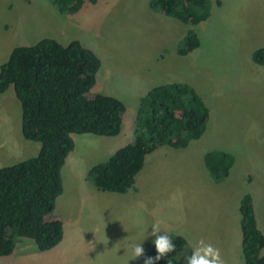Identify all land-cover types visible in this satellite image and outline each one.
I'll use <instances>...</instances> for the list:
<instances>
[{"label":"rangeland","instance_id":"1","mask_svg":"<svg viewBox=\"0 0 264 264\" xmlns=\"http://www.w3.org/2000/svg\"><path fill=\"white\" fill-rule=\"evenodd\" d=\"M209 1V19L191 26L154 12L151 0L86 2L75 15L60 14L49 0H0V67L16 47L45 38L63 45L78 40L102 62L90 94L109 95L126 105L118 136H73L75 149L62 170L64 193L53 212L70 211L65 214L71 218L65 220V254L35 247L0 256V264H133L151 244L142 245L144 255L138 258L131 245L153 223H159L161 234L188 230L189 240L197 224L219 223L220 211L228 213L230 229L221 264H244L240 202L245 194L253 198L264 233V66L253 60V52L264 47V0ZM189 30L200 46L181 56L179 43ZM175 82L192 86L209 107L205 134L184 149L161 146L166 155L152 164L147 157L136 178L146 195L137 200L98 190L88 171L133 142L146 93ZM40 148L23 136L22 108L11 86L0 98V168L33 158ZM213 150L235 159L221 183L205 167L204 157ZM115 197L122 202L106 203ZM188 247L176 257L189 256Z\"/></svg>","mask_w":264,"mask_h":264},{"label":"trees","instance_id":"2","mask_svg":"<svg viewBox=\"0 0 264 264\" xmlns=\"http://www.w3.org/2000/svg\"><path fill=\"white\" fill-rule=\"evenodd\" d=\"M49 1L60 14L75 15L86 2L98 0ZM150 6L154 12L191 26L207 21L211 15L209 0H151ZM199 46L197 34L189 30L179 43L178 54L186 56ZM253 60L264 66V47L253 52ZM101 65L99 56L80 41L63 45L50 38L14 48L1 65L0 98L14 87L22 108L23 136L41 144L37 156L0 168L1 257L13 254L22 238L34 241L42 252L61 243L63 225L50 218L64 191L62 170L75 149L73 136L115 137L121 133L124 102L105 94H90ZM209 119V107L189 84L156 86L140 101L133 142L91 168L88 179L100 191L125 194L133 188L150 154L161 146L188 147L205 134ZM204 158L215 182L229 177L235 162L232 154L213 150ZM240 213L244 264H264V233L251 195L242 197ZM167 234L176 249L156 264H185V258L176 256L187 247V240ZM156 255L154 245L133 264H144L146 257Z\"/></svg>","mask_w":264,"mask_h":264},{"label":"crops","instance_id":"3","mask_svg":"<svg viewBox=\"0 0 264 264\" xmlns=\"http://www.w3.org/2000/svg\"><path fill=\"white\" fill-rule=\"evenodd\" d=\"M165 150L166 149L159 147L152 154H150L151 157H149L150 156L149 155L148 159L150 161L152 160L151 164L153 163V161H156L157 157L165 156L166 155V151ZM71 154H73V152ZM71 154L69 155L68 159L70 158V156H72ZM152 156H154L153 159H151ZM68 159H67V162H66L65 166L68 163ZM148 159H146V161ZM152 166L154 167V165H152ZM87 177H88V173H87ZM63 193H64V191H63ZM129 194H133V197L129 196ZM141 195L144 196L146 194L144 192H140V189L137 187V181H136L134 186H133V188H131L127 193L124 194V196H125L124 198H131L133 200H137V197H140ZM119 198L122 199V197H115V198L109 199L106 203L113 204L114 201H115V203L122 202ZM57 202H56V204H57ZM116 205L117 204H115V206ZM55 209H56V206H55ZM69 213H70L69 210L65 213V208H64V211H63L62 214H58L57 213V215L55 216L54 213H53V216H51V218H50L51 220H57V221H60L62 223V225H63V233H64L63 240L61 241V243L58 246H56L55 248H53L52 250H57L58 252L60 251L61 253H64V254H65V220H67L69 222L71 221V218L68 220L65 214H69ZM219 214H220V219H221L219 223H216L215 220H214L212 222H209L207 224V226L204 225V224H197V227L192 229L193 233H190L189 240L185 236L186 233L188 232V230H182V232H178V233L182 234L181 236H183V237L185 236L184 238L188 241L187 242V246L189 245V247H188L189 254L192 252V250L195 247L198 246L199 241H201V240L204 241L205 245H211L214 249H217L218 252H219V255L223 251L222 250L223 245L230 243V238H229V232H230L229 220H228V217H227L229 215H228V213H225V212L222 213L221 211L219 212ZM87 219H88V217H87ZM224 219H227L226 223L223 222ZM115 230H116V226H115V228L113 230H111L110 234H112V232L115 233ZM224 231H226V232H224ZM150 232H151V229H147L145 232L139 234V243L143 242V244H146V243L147 244H151V246H150V250H151L154 247V244H153L152 240L155 239V237L149 235ZM169 233H172V232H169ZM176 235H180V234H176ZM35 247H37V246L34 243V241L22 238L17 243L16 248L14 250V254H16V252L26 253L28 251H34ZM52 250H50V251H52ZM4 257H6V256H4Z\"/></svg>","mask_w":264,"mask_h":264},{"label":"clouds","instance_id":"4","mask_svg":"<svg viewBox=\"0 0 264 264\" xmlns=\"http://www.w3.org/2000/svg\"><path fill=\"white\" fill-rule=\"evenodd\" d=\"M158 222L151 225L149 235L154 236L153 244L155 245L157 255L155 257H146L144 264H156L157 261L164 258L167 253L174 252L176 245L167 233L161 234ZM143 242L131 245V251L134 258L144 255ZM185 264H221L219 252L211 245H205L204 241H199L197 247L192 250L190 256L185 257Z\"/></svg>","mask_w":264,"mask_h":264}]
</instances>
